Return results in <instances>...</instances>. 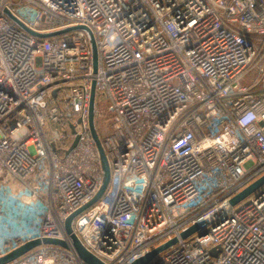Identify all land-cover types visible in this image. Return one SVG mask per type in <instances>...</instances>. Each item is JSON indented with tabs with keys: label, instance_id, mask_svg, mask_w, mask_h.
Wrapping results in <instances>:
<instances>
[{
	"label": "built area",
	"instance_id": "obj_1",
	"mask_svg": "<svg viewBox=\"0 0 264 264\" xmlns=\"http://www.w3.org/2000/svg\"><path fill=\"white\" fill-rule=\"evenodd\" d=\"M93 90L87 250L264 264V185L230 203L264 177V0H0V258L68 243L7 264H86Z\"/></svg>",
	"mask_w": 264,
	"mask_h": 264
},
{
	"label": "water",
	"instance_id": "obj_2",
	"mask_svg": "<svg viewBox=\"0 0 264 264\" xmlns=\"http://www.w3.org/2000/svg\"><path fill=\"white\" fill-rule=\"evenodd\" d=\"M12 18L26 32H28L29 34H32V35H34L36 37H39V38H50V37L61 35V34H64V33H67V32L73 31V30H86L87 31V29L84 28V27H75V28H71V29H67V30L60 31V32H55V33L39 34V33L33 32V31L29 30L28 28H26L22 23H20L14 17H12ZM90 37H91V40H92L93 55H94L95 68H96V60H97L96 47H95V44H94V41H93L91 35H90ZM94 105H95V98H94V90H93L92 95H91V100H90L89 123H90L92 137H93V139H94V141H95V143L97 145V148H98L100 156H101L102 168H103V171H104L103 185H102L101 189L99 190V192L97 193V195L94 197V199L91 202H89L83 208H81L80 210H78L77 212L72 214L67 219L65 227H66L67 234L70 236L72 247L75 250L78 258L81 261H83L86 264H104L101 260H99L96 256H94L93 254H91L87 250V248L83 245V243L73 233V230H72V221L74 220V218L76 216H78L80 213H82L83 211H85L86 209H88L91 206L95 205L102 198L103 194L105 193V191H106V189L108 187V184H109L110 178H111L110 167H109L108 161L106 159V155H105L103 146H102V144L100 142V139L98 137V134H97L96 128H95V124H94ZM262 185H264V177L260 178L259 180H257L253 184H251L249 187H247L245 190L240 192L238 195H236L234 198H232V200L230 201L231 205L232 206H236L238 203H240L241 201H243L244 199H246L247 197H249L250 195L255 193ZM194 233H198L199 236H203V235L206 234V232H203V231L200 230L198 225H194V226H192L190 229H188L186 232H184L182 234V238H187V237H189L190 235H192ZM176 241L177 240L174 239L171 242H169V243H167V244L155 249L154 251H152L147 256H145L142 259L138 260L135 264H147L149 261L154 259L161 251L165 250L170 245H173L174 243H176ZM42 244H44V245H58V246H61V247H64V248L68 247V243L66 241L57 240V239H45V240L31 241V242L25 244L24 246H22V247H20V248H18L16 250H14L13 252L9 253L8 255H6L4 257H1L0 258V264L10 263L13 260L21 257L25 253L29 252L30 250H32V249H34L36 247H39Z\"/></svg>",
	"mask_w": 264,
	"mask_h": 264
},
{
	"label": "rangeland",
	"instance_id": "obj_3",
	"mask_svg": "<svg viewBox=\"0 0 264 264\" xmlns=\"http://www.w3.org/2000/svg\"><path fill=\"white\" fill-rule=\"evenodd\" d=\"M101 109H102V110H106V105H102V106H101Z\"/></svg>",
	"mask_w": 264,
	"mask_h": 264
}]
</instances>
